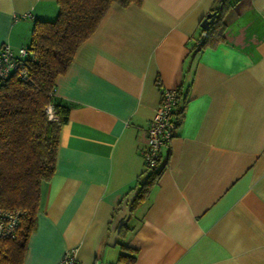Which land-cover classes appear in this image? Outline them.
<instances>
[{
	"label": "crops",
	"instance_id": "0c3cea01",
	"mask_svg": "<svg viewBox=\"0 0 264 264\" xmlns=\"http://www.w3.org/2000/svg\"><path fill=\"white\" fill-rule=\"evenodd\" d=\"M217 1L113 2L78 46L55 80L67 119L22 264H55L69 247L77 264H264V0H225L224 40L197 51ZM57 10L0 0V47L28 45ZM159 85L178 89L182 119L130 210Z\"/></svg>",
	"mask_w": 264,
	"mask_h": 264
},
{
	"label": "trees",
	"instance_id": "16d2710c",
	"mask_svg": "<svg viewBox=\"0 0 264 264\" xmlns=\"http://www.w3.org/2000/svg\"><path fill=\"white\" fill-rule=\"evenodd\" d=\"M224 1L218 0L210 9L213 20L199 27V41L192 47L195 50L224 40ZM113 2L127 5L141 0H56V16L35 20L31 30L27 45L34 53L27 63L31 82H24L14 73L0 86V207L24 210L16 236L0 242V264H22L28 237L36 227L42 184L55 170L60 128L68 110L55 97V80L66 71L78 46ZM47 104L53 106L58 120L47 118ZM160 160L145 169L130 210L149 197L164 170ZM118 259L133 263L135 256L121 252Z\"/></svg>",
	"mask_w": 264,
	"mask_h": 264
},
{
	"label": "built area",
	"instance_id": "2783aa9c",
	"mask_svg": "<svg viewBox=\"0 0 264 264\" xmlns=\"http://www.w3.org/2000/svg\"><path fill=\"white\" fill-rule=\"evenodd\" d=\"M29 12L14 14V20L25 18ZM34 56L33 51L22 45L12 48L3 43L0 47V86L12 74H16L24 82L30 83L27 63ZM55 93V88L53 89ZM159 103L154 109L151 119L148 121L147 145L142 149V159L145 169L154 167L160 159V149L168 148L182 119V108L179 105V92L176 87H163L159 85ZM44 112L49 120H58L53 106L47 104ZM24 210L0 207V242L12 239L17 234V229ZM76 247L66 248L55 264H77Z\"/></svg>",
	"mask_w": 264,
	"mask_h": 264
},
{
	"label": "water",
	"instance_id": "95a60500",
	"mask_svg": "<svg viewBox=\"0 0 264 264\" xmlns=\"http://www.w3.org/2000/svg\"><path fill=\"white\" fill-rule=\"evenodd\" d=\"M212 20H213V13L212 12H208L202 18V20L200 22V26L201 27H206Z\"/></svg>",
	"mask_w": 264,
	"mask_h": 264
}]
</instances>
